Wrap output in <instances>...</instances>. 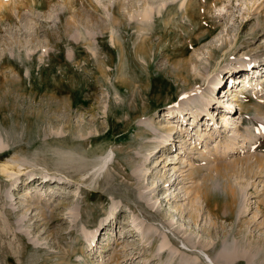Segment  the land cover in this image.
I'll list each match as a JSON object with an SVG mask.
<instances>
[{"label":"rangeland","instance_id":"374dc122","mask_svg":"<svg viewBox=\"0 0 264 264\" xmlns=\"http://www.w3.org/2000/svg\"><path fill=\"white\" fill-rule=\"evenodd\" d=\"M262 101L264 0H0V264H250Z\"/></svg>","mask_w":264,"mask_h":264},{"label":"bare ground","instance_id":"6f19581e","mask_svg":"<svg viewBox=\"0 0 264 264\" xmlns=\"http://www.w3.org/2000/svg\"><path fill=\"white\" fill-rule=\"evenodd\" d=\"M239 69H244V68H239ZM239 69H237L236 70V72L235 73H239ZM258 69H254V73L255 74H258ZM234 73V74H235ZM243 74H246V73H243ZM233 77V75L231 76V78ZM217 79V78H216ZM239 80H241V77H238V79L236 80V84L239 82ZM217 82H215V84L217 83V88H219L218 86H219V81L218 80H216ZM233 82V81H232ZM231 82V83H232ZM244 83H246V87L247 86H249L250 84V81H246V79H245V81H243ZM243 82H240V83H243ZM234 83V84H235ZM215 84H213V86L215 85ZM216 86V85H215ZM227 87V86H226ZM256 90H259V91H263L262 90V87L261 86H258L257 87V89ZM244 91V90H243ZM223 93H225V95L222 97V98H226V96H234L233 98H232V102H231V104H223L222 106H223V108H225V112L227 113V114H231L230 112L233 110V109H235V111H237L238 110V105H236V102H237V100L238 99H236V97H237V94L235 93V95L234 94H232L230 91H228V89H227V91L226 90H224L223 91ZM218 98H220V93H219V95H218ZM218 98L217 99H213V104L218 100ZM207 100V99H206ZM210 101V100H209ZM221 103V102H220ZM208 104H209V102H208ZM207 103H206V105H208ZM205 105V109H201V110H199L198 111V114H200V113H202V114H200L201 116L202 115H207V116H209V115H211V112L209 111H207V106ZM212 105V104H211ZM213 107V106H212ZM222 108V107H221ZM259 112H262V113H264V101H262L261 102V104H259V110H258ZM207 112V113H206ZM216 113H214L213 115H215ZM199 115V116H200ZM168 116V114L167 115H165V117H167ZM169 116H171V119L172 118H175L176 119V116L173 114V112L172 111H170L169 112ZM219 116V114H216V116L214 117H212L213 118V120L215 121L216 120V118ZM204 120V117L203 118H201L200 117V119H199V122H198V125L197 126H199V125H201V123H202V121ZM220 120H221V124L224 126L227 122H228V120H226L223 116H221V118H220ZM219 122L217 121V124H218ZM216 124V125H217ZM218 126V125H217ZM174 131L172 130L169 134H171L172 136L174 135ZM204 135H207V129H206V131H205V134ZM209 135V134H208ZM207 135V136H208ZM176 136V135H175ZM184 139H186V138H184ZM173 141V140H172ZM172 141H170L169 143H171ZM166 142H168V141H163V144H165ZM161 148H163L162 150H164V148H165V146H162ZM230 151H231V149H229ZM228 150V151H229ZM231 153H235V152H231ZM159 156L160 155H158V157L156 158V160L154 161V162H152L148 167H152V165L153 164H155V162H158V160H159ZM218 160H220V159H218ZM262 163V160L260 159V158H258L257 160H256V162L254 163V165L252 164V163H248V165H247V167H257V166H259L260 164ZM155 166H156V164H155ZM238 167V166H237ZM236 167V168H237ZM260 167V166H259ZM152 173V168H151V171L150 170H147V174L149 175V174H151ZM256 175V174H255ZM168 188V185H165V187H164V189H167ZM163 189V190H164ZM163 190H161V191H163ZM208 190V189H207ZM205 191H206V188H205ZM205 191H203V192H201L200 193V191H199V199L200 200H203L205 203H206V206L207 207H209V213H210V215H212V219H214L215 220V222L214 221H212L213 223L210 225V226H213L215 223H216V221H219V220H226V221H228V220H232L233 222H235L234 224H235V226L234 227H237V228H239L240 227V231L242 232L243 231V229H245L243 232H245V237L248 239V240H252V239H254V246H251V244H252V241H251V244L248 242V245H246L245 247V252L246 253H244V255H246V257H248V258H251L249 261H251L250 262V264H253V262L254 261H256L257 260V258L260 256L261 257V253L262 254H264V232H262V231H260V232H262L261 233V235L260 236H258V234L256 235V232L257 231H259V230H263L264 229V222L263 223H259V222H257V221H254L253 223L251 222V221H249V222H244V215L242 214V215H238V220L237 221H235V216H234V211L236 210V208H237V204H238V193H237V190H236V188L235 187H228V188H218L216 185H213V186H211V187H209V190L207 191V192H205ZM222 196V197H224L225 198V202L224 201H222L220 198H218V196ZM213 197H214V199H213ZM169 198H170V200H169ZM166 200V199H168L170 202L172 201V200H174L175 199V196H171V197H168V196H166L165 198H163V200ZM213 199V201L215 202L214 204H216V206H212V200ZM164 200V201H165ZM159 208V206H156V207H154L153 208V210H156V209H158ZM221 208H223V209H225V211L223 212L222 211V213H221ZM196 212V211H195ZM263 214H264V212H263ZM171 215V214H170ZM168 217H170V216H168ZM200 216L198 215V214H196V215H193V217H192V219L194 218V220H195V222L196 223H198L199 222V218ZM260 221V220H259ZM263 221V220H262ZM252 224H253V229L251 230L250 229V226H252ZM247 225V228L245 227ZM226 228V227H225ZM209 230V229H208ZM217 230V227H213L212 228V232H214V231H216ZM220 231V230H219ZM223 231H225V230H223ZM209 232V231H208ZM221 232H222V230H221ZM233 233L234 232H236L235 231V229L232 231ZM242 232V233H243ZM260 232H257V233H260ZM227 233V232H226ZM225 232L223 233L224 235H227L228 236V238L229 237H237L240 233H237L236 232V234L234 233V234H231V236L229 235L230 233H227L226 234ZM214 234V233H213ZM215 235V234H214ZM5 236V235H4ZM216 236V235H215ZM226 236V237H227ZM218 239V238H217ZM99 240L100 239H98V241L96 242V245H95V247L97 248L98 247V244H99ZM223 240V239H222ZM210 243V242H209ZM212 244V243H211ZM234 244H235V242L234 243H232L231 245L232 246H234ZM247 244V243H246ZM205 245V244H204ZM213 245H215V246H217L218 247V245H220V242H217V243H215V244H213ZM213 245H212V247H213ZM230 247V246H228L227 248H231V249H233V247ZM94 247V248H95ZM209 247V246H208ZM207 247V248H208ZM205 248V247H204ZM220 248H222V247H220ZM210 249V248H209ZM218 249V248H217ZM211 250V249H210ZM233 251V250H232ZM224 253V252H223ZM230 253V252H229ZM232 254H233V256H234V252H232ZM232 254H231V256L230 255H228L229 257L228 258H224L223 257V260H224V262L226 263V264H232V259H230L231 257H232ZM259 257V258H260ZM234 258H237V257H234ZM222 259V258H221ZM9 260V259H8ZM259 260H261V259H258V261ZM10 261V260H9ZM258 261H256V263H258ZM262 262V261H261ZM263 264H264V262H263Z\"/></svg>","mask_w":264,"mask_h":264}]
</instances>
